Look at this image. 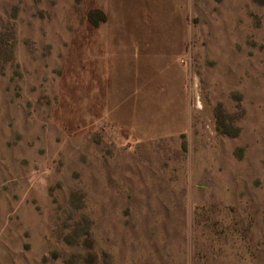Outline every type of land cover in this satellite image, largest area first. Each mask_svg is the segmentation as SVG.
Masks as SVG:
<instances>
[{
    "label": "rangeland",
    "instance_id": "1",
    "mask_svg": "<svg viewBox=\"0 0 264 264\" xmlns=\"http://www.w3.org/2000/svg\"><path fill=\"white\" fill-rule=\"evenodd\" d=\"M0 264H264V0H0Z\"/></svg>",
    "mask_w": 264,
    "mask_h": 264
},
{
    "label": "crops",
    "instance_id": "2",
    "mask_svg": "<svg viewBox=\"0 0 264 264\" xmlns=\"http://www.w3.org/2000/svg\"><path fill=\"white\" fill-rule=\"evenodd\" d=\"M173 73V74H172ZM171 77L173 78L171 83H166L167 90H166V96L168 99V105L169 109L164 110V114H167L162 116L160 118V129L154 128L152 130L153 133L157 134H165V135H177L179 133L177 132H183L185 130V126L188 125V118H186V115L181 116V114L176 113L174 110H171V103L175 102L177 103L179 100L183 102V104H186L187 98L185 97V94L182 93L181 87L178 86L177 78H176V71L172 68ZM168 91V92H167ZM165 97V98H167ZM160 102H166L167 99H158ZM187 109V104H186Z\"/></svg>",
    "mask_w": 264,
    "mask_h": 264
}]
</instances>
